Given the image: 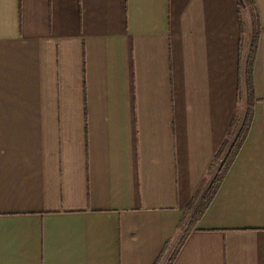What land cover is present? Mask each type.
Instances as JSON below:
<instances>
[{
	"label": "crops",
	"instance_id": "0c3cea01",
	"mask_svg": "<svg viewBox=\"0 0 264 264\" xmlns=\"http://www.w3.org/2000/svg\"><path fill=\"white\" fill-rule=\"evenodd\" d=\"M253 1L262 31L248 138L170 264H264V0ZM251 10L0 0V264L173 258L246 113Z\"/></svg>",
	"mask_w": 264,
	"mask_h": 264
},
{
	"label": "trees",
	"instance_id": "16d2710c",
	"mask_svg": "<svg viewBox=\"0 0 264 264\" xmlns=\"http://www.w3.org/2000/svg\"><path fill=\"white\" fill-rule=\"evenodd\" d=\"M245 3L252 9L251 13H253L254 23L252 25L251 36L249 39L250 46L247 53V58H244L242 55L243 50V42L242 38L240 39V53H241V60H240V69L242 70L243 74V82L245 84V95H246V102L245 108L246 113L242 116V119L235 116L234 122L232 123L231 127L227 131V137L224 141H222L221 146L219 147L218 152L214 155L212 159V164L209 169V173L214 174L209 184L206 186V190L204 194L200 197L198 201H194L192 207L190 208L191 218L189 219V215H186L184 221L180 223L179 227L184 229V232L179 237V242L177 248H175L173 252V258L168 261L166 264H170L173 262L174 258L176 257V253L179 249L184 246L185 240L187 236L192 232L194 229L193 227L199 222L201 217L204 215L207 208L210 207L212 199L218 193L220 186L223 180L226 178V173L228 172L229 168L235 162L237 154L241 151V146L244 141L248 138L249 128L252 125V116L254 114V104L257 101L256 95L254 94V68L253 64L256 59V52L259 46V36L261 35L262 28L260 27V19L259 15L256 14V4L253 0H244ZM241 23L242 34L246 32V29ZM241 88V87H240ZM219 160H221V164L218 165ZM158 263V258L154 264Z\"/></svg>",
	"mask_w": 264,
	"mask_h": 264
},
{
	"label": "rangeland",
	"instance_id": "374dc122",
	"mask_svg": "<svg viewBox=\"0 0 264 264\" xmlns=\"http://www.w3.org/2000/svg\"><path fill=\"white\" fill-rule=\"evenodd\" d=\"M244 16L246 17V23H249V19H250L251 16H249V14L246 15L245 13H244ZM248 18H249V19H248ZM246 23H245V24H246ZM244 96H245V95H244ZM242 100H243V99H242ZM242 108H243V107H242ZM221 162H222V161L219 160L218 165L221 164ZM211 175H214V174H211Z\"/></svg>",
	"mask_w": 264,
	"mask_h": 264
}]
</instances>
